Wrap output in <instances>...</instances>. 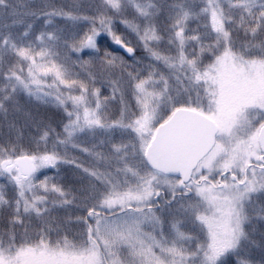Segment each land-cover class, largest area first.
I'll list each match as a JSON object with an SVG mask.
<instances>
[{"label":"clouds","instance_id":"9594fccd","mask_svg":"<svg viewBox=\"0 0 264 264\" xmlns=\"http://www.w3.org/2000/svg\"><path fill=\"white\" fill-rule=\"evenodd\" d=\"M228 3L231 5V0ZM208 4L219 10L221 24L213 27L205 23L204 27L209 30L203 33L186 27L188 34L182 46L171 43L170 33L167 37L164 35L159 48L169 58L170 66L156 64L145 52L151 62L143 67L128 62L113 69L112 73L116 75L112 78L121 81L115 96L110 91L107 95L103 93V88L108 86L98 76L95 82L89 77V72L95 73L96 62L84 69L75 62L76 57L66 60L56 54L39 60L48 67L54 64L61 77L57 78L55 71L37 72L44 87L33 91L31 96L42 102H46L45 98L54 99V106L66 113L67 120L61 130L51 122L42 121V130L38 129L40 134L33 137L35 151L20 143L9 129L10 138L0 143V161L50 154L56 161L52 166L59 173L62 166L79 160L74 153L80 152L84 154L83 161L77 163V169H80L77 179L81 183L78 186L65 185L59 176H46L26 182L24 194L21 196L17 189L14 199L0 192V251L15 252L28 246L47 247L93 255L97 264H179L176 259L179 253L169 251L174 247L168 243V231L182 225L188 233L187 239L198 240L206 231L201 217L215 216L221 204L229 201L233 188L240 183L238 180L234 182V177L241 173L229 162L230 157L226 154L232 141L228 137H218L223 146H217L219 155L210 166L209 162L202 163L188 180L183 176L169 178L162 175L147 153L152 134L176 108H195L206 115L216 116L217 81L226 60L240 70H247L252 61L264 62V34L251 18L242 24L223 8L221 0H208ZM117 23H120L119 19H114L116 31ZM105 59L103 54L102 61ZM26 67L27 71L22 66L17 71L30 81V67ZM150 72L155 81L151 90L157 96L145 109L137 99V81L130 79L128 73L132 77L147 79ZM0 74L7 75V71ZM61 80L72 83V87ZM80 83L87 85V91L80 87ZM96 88L102 92L99 97L95 94ZM77 96H84L85 103L73 104L71 97ZM59 100H63V105ZM85 109L95 112L103 127L88 128L83 120ZM151 109L155 110L151 115V129L136 132V121L151 114ZM78 116L80 128L69 137L66 129ZM247 118L254 132L264 129V109L247 111ZM101 132L108 135L107 141L85 143L81 139ZM116 133H119V139H112ZM234 134L242 140L245 138L243 129ZM114 145L119 147V152L115 151ZM252 163L255 166L253 171L258 173L260 163L255 159ZM145 188L151 193L147 200L129 199L130 195H143ZM249 198L235 201L237 229L241 234L248 219L245 201ZM109 199L116 202L106 203ZM144 209H150L159 218V224L153 225L150 221L142 224L138 240H118L111 233L96 230V218L115 221L124 216L141 215ZM154 241L159 243L154 244ZM149 250L150 254H147ZM198 252L199 249L191 252V257H196ZM185 264H189L187 254Z\"/></svg>","mask_w":264,"mask_h":264},{"label":"rangeland","instance_id":"374dc122","mask_svg":"<svg viewBox=\"0 0 264 264\" xmlns=\"http://www.w3.org/2000/svg\"><path fill=\"white\" fill-rule=\"evenodd\" d=\"M8 2L15 5L16 3L22 4L24 11L29 10L30 13H35L34 15L40 19V21L36 22L31 21V27L20 31V34L18 32V35L16 34L17 37H15L17 39L11 40L7 44L8 47L12 50L11 44L15 43L20 47H32L39 50L40 45L36 40L37 36L41 33H54L59 40L58 42H49L53 56L59 54L64 58L67 52L64 41L71 39L73 35H82L90 27V24L84 21L73 24L63 18L49 16L47 13L58 9L72 11L80 4L83 5L80 11L89 16H94L97 14V9L100 8V0H8ZM154 2L162 6V13L160 16V26L162 28L164 25H168L170 29V21L167 19V13L170 9L173 11L178 10V8H174L173 6H185V9L189 11L191 19L187 27L190 31L200 33L208 31L209 29L204 27L205 23L213 27L219 25L217 20L214 19L211 11L206 15L202 11L204 8L210 7L208 0H154ZM242 2L243 0H231L230 5L228 0H221L223 8L237 21L240 20L241 16L250 19L246 11L232 6ZM259 2L264 3V0H259ZM193 5L195 9L191 7ZM254 11H259V9H254ZM37 12H39L38 15ZM48 20H52V24H48ZM116 29L124 35L125 39L136 46L135 56L128 58L122 52L118 51L115 47L116 44H114L107 35L99 37L98 45L101 51L98 54L85 51L83 53V58L87 59L96 56L97 67L95 74L101 80H104L107 76V73H105L101 67V61L105 50L123 56L130 64H136L137 67H143L151 62L150 58L145 55L142 46L137 44L134 34L127 30L121 23L116 24ZM26 31L29 34L24 36ZM163 34L167 37L169 31L165 30ZM69 62L71 63V61ZM21 66L25 67V71H27L26 64L21 62ZM111 75L115 76L116 74L111 73ZM1 85L4 87L0 89V105H3V107L0 108V115L3 117L0 119V143H2V138L4 136L6 138L8 137V139L10 138L8 136V130L11 129L20 143L35 151L34 139L29 141L21 140L20 133H22L23 128L27 127L29 130L38 131V129L43 128L41 122L46 121L51 122L58 130H61L63 123L67 120V116L61 109H57L54 106V99L45 98L46 102H42L37 100L34 96L29 95L22 88L18 89L14 96H24L28 101H32L34 105L40 106L44 110L45 116L36 111L35 118L31 119V121H26L27 118H22L21 121L13 120L14 118H12L4 123L8 115L13 117L17 115L18 117L20 113L17 109H10L11 100L4 99L6 94L5 90H7L9 94L11 93L8 83L3 82ZM217 86L219 89L217 101L218 109L217 115L214 117H216L215 123L219 131L215 147L199 165L205 162H214L219 155L216 151L217 146H223L220 144L218 137L227 138L224 130L231 125L240 112L264 109V62L252 61L247 70H240L231 61L226 60L219 71ZM37 87V85H32V90L36 91ZM43 87V84L39 85V88ZM46 90L45 88V91ZM109 91V88H103V93L105 95L109 94ZM16 106L19 107L18 105ZM195 110L198 111L197 109ZM200 113L208 117L205 113ZM155 131L153 132V137ZM111 138L119 139V133H116ZM81 139L85 143H100L101 140L107 141L109 137L107 134L101 132L92 137L82 136ZM13 142H15V140ZM74 154L80 159L77 160L76 163H69L62 166L59 173L57 169L52 166L53 164L45 162V157H52L50 154L39 157H23H30L33 160L37 169V173L33 176L37 179H43L46 176H59L61 178V183L78 186L81 183V181L77 179V174L80 173V169H77L76 164L83 161L84 154L80 152H75ZM16 170L21 178H27L24 174H21L17 168ZM0 185L4 186L0 189V192L6 193L7 198L14 199L16 197L17 187L8 175L0 176ZM237 212L238 208L235 201L229 198L228 202L221 204L215 216L201 217V222L206 231L199 235L198 240L187 239L188 233L182 225L178 226L175 230L168 231V243L179 253L176 256L179 264H185L186 254L189 264L190 262L191 264H193V262L194 264H213L212 258H215L217 264H264V194H252L250 198L245 201V213L248 219L243 224L242 234L241 231L237 229ZM181 233H183V235H181ZM198 249V255L196 257H191L190 253ZM3 253L4 255L0 256V264H8V261H11L12 264H97L96 257L93 255L74 251L49 249L47 247L37 248L28 246L21 247L15 252Z\"/></svg>","mask_w":264,"mask_h":264},{"label":"snow or ice","instance_id":"6c2138e0","mask_svg":"<svg viewBox=\"0 0 264 264\" xmlns=\"http://www.w3.org/2000/svg\"><path fill=\"white\" fill-rule=\"evenodd\" d=\"M82 7L83 5L78 4L75 10L64 11L63 9H58L48 12L47 15L63 18L73 24L81 21L90 24V27L82 35H73L71 39L64 41L67 49L65 59L71 60L73 57H76L77 59L75 62L84 69H87L96 62V56L84 59L83 53L85 51H91L98 54L101 51L98 45V39L102 35H107L114 44L124 48L130 55L135 56L136 46L129 40L125 39L124 35L114 29V19H119V22L135 35L137 44L142 46L144 51L149 54V57L156 64L163 63L165 65H169V58L164 55L159 48L164 39V31L168 30L171 34V43L182 46L184 44V37L188 34L186 27L191 19L190 13L185 9V6H173L174 8H178V10L173 11L170 9L167 13V19L170 21V29L168 25H164L162 28L160 26L162 6L155 3L154 0H102V7L97 9V14L94 16H89L80 11ZM191 7L195 9L194 5ZM233 7H238L243 11H246L248 18H251L252 23L256 24L259 28L260 33L264 34V3H260L259 0H243L242 3L233 5ZM257 8L259 11H254V9ZM202 11L205 15L211 11L214 19L221 24V14L218 9L215 7H209L204 8ZM29 14L34 15L35 13ZM5 15H10L14 18L12 24L5 25L6 27H14L23 23V20L19 18L22 14L17 10L16 5L9 3L8 0H3V2L0 3V19ZM256 17H259V19H256ZM240 20L243 24L249 19L241 16ZM47 23L52 24V20H48ZM29 27H31V25H29ZM253 31H256V29L254 28ZM28 34L29 33L26 31L24 36H27ZM36 40L40 45L39 50L32 47H20L15 43L11 44L13 52H15L19 59L16 66L8 68L7 75H4L8 81V86L11 89L10 94L5 90V100H12L14 94L20 88L29 95L33 94L32 85H37L38 90L41 81L36 74L37 72L47 74L55 71L57 78L61 77L59 69H57L54 64L51 67H48L45 64L39 63V60H43L44 58L53 55L49 42H58L59 38L54 33H41L37 36ZM9 42V37H6L3 40L5 45ZM104 56L106 59L101 61V67L103 68V71L107 73V76L102 81L107 84L110 89V94L115 96L120 89L121 81L112 78V70L127 64L128 61L123 56L107 50L104 51ZM21 62L30 67V81H27L17 71V68L21 66ZM149 67L151 68L152 65H149ZM88 75L94 82L96 81L97 75L95 73L89 72ZM128 76L130 79H135L137 81L135 84V90L138 93L137 99L142 103L145 109H148L157 96L154 91L150 90L155 86V81L152 79L153 73L150 72L147 79L132 77L131 73H128ZM61 82L68 87H72V83L64 80H61ZM80 87L87 91L86 84L80 83ZM94 91L98 97L102 95L99 88H96ZM71 99L75 105H82L85 103L84 96L71 97ZM59 103L63 105L64 102L63 100H59ZM0 107H3V105H0ZM154 114L155 110L151 109V114H145L143 119L136 121V132L144 133L149 131L151 129V115ZM200 116L201 113L197 112L195 108H176L171 117L160 124L161 129H163V132L160 134L163 135L173 129L181 118L186 117L197 120ZM79 120L80 117L78 116L74 124L70 126L69 129H66L69 137L73 136L74 131L77 128H80ZM83 120L88 128L93 126L103 127L101 119L97 114L95 112H89L87 109L84 110ZM215 122L216 117L210 115L202 121V126L205 129V134L208 138L215 135L217 131ZM120 123H123V121L121 120ZM240 129L244 130L245 138L243 140L238 135L234 134ZM224 131L227 137L232 141V147L228 149L226 153L230 157L229 162L239 168L241 173L234 177V182L238 180L240 183L233 188L230 198L234 201H243L246 198H249L252 194H264V129L254 132L251 128L250 121L247 118V111H242ZM113 147L115 148V151L119 152L118 146L114 145ZM154 155V153L149 155V159L152 160V162L154 160ZM253 159L260 163L258 173L253 171L255 168L252 163ZM45 162L53 165L56 163L54 157H45ZM71 163L76 162L73 161ZM210 165L211 162H209V166ZM15 166L16 159L9 158L0 161V176L8 175L17 189L20 190V195L22 196L24 194L23 188L25 183L30 182L36 177L31 176L21 178V176L17 174ZM76 167H79V165L76 164ZM160 174L164 175V172L161 171ZM183 177L185 180H188L191 178V175L187 171H184ZM169 178H171V176H169ZM3 187V185H0V189ZM149 195H151V193L148 188H145L143 195H130L129 199L147 200ZM115 202L116 201L111 199L106 201L108 204ZM121 203H123V200H121ZM89 215H91V213H89ZM149 221L153 225L159 224V218L156 217L150 209H144L143 214L141 215L133 214L131 216H124L115 221L96 218V230L111 233L118 240L121 238H127L129 241H134L138 240L140 237L141 225ZM181 235H183V233H181ZM158 243V241H154V244ZM169 251L175 253L176 249H170ZM147 254H150V250ZM3 255V251H0V256ZM212 259L213 264H217L215 258ZM8 264H12V262L8 261Z\"/></svg>","mask_w":264,"mask_h":264},{"label":"water","instance_id":"95a60500","mask_svg":"<svg viewBox=\"0 0 264 264\" xmlns=\"http://www.w3.org/2000/svg\"><path fill=\"white\" fill-rule=\"evenodd\" d=\"M116 49L128 58L132 57L124 48L115 45ZM198 112V111H197ZM207 118L201 113L197 120L181 118L173 129L161 135L163 132L159 126L148 146L147 153H154L153 163L166 176H183L184 171L190 175L199 166L202 160L213 150L219 128L215 135L208 138L202 121ZM16 168L26 177L37 173L36 166L30 157H21L16 160Z\"/></svg>","mask_w":264,"mask_h":264},{"label":"trees","instance_id":"16d2710c","mask_svg":"<svg viewBox=\"0 0 264 264\" xmlns=\"http://www.w3.org/2000/svg\"><path fill=\"white\" fill-rule=\"evenodd\" d=\"M17 10L22 14L19 18L23 20L22 24H18L14 27H6L5 25H11L13 22V17L10 15H5L2 19H0V73H3L7 71L8 68L10 67H15V64L18 62V57L16 56L15 52H13L8 45H5L3 43V40L6 37L10 38L11 40H15L17 38L16 34L18 35L21 33L20 31H23L24 29H27L29 25L31 24L30 22H36L40 21L36 15H30V11H24V8H22V4L16 3ZM39 12H37L38 15ZM13 36V37H12ZM20 40V38H19ZM13 42V41H12ZM8 83L4 75H0V89L4 87L1 85L2 83ZM0 97H1V92H0ZM16 103V104H15ZM10 109L14 110H19V118L17 115L11 116L8 115L6 119L4 120V123L7 122V120L14 118L13 120H19L21 121L22 118H27L26 121H31V119L35 118L36 111L39 112V114L44 115V110L40 106L34 105L32 101H28L24 96H14L13 99L10 101ZM18 105L19 107H17ZM0 115V119H1ZM21 117V118H20ZM3 118V117H2ZM31 123V122H30ZM17 124V122H16ZM41 124V123H37ZM42 127V126H40ZM42 130V128H40ZM21 134V140L22 141H29L33 140V137H38L40 134L39 131L37 130H29L27 127L23 128V131ZM3 141L2 143L8 139L5 136L2 138Z\"/></svg>","mask_w":264,"mask_h":264}]
</instances>
